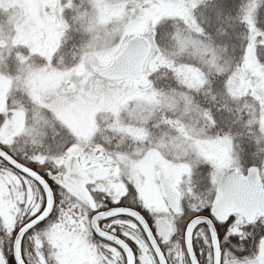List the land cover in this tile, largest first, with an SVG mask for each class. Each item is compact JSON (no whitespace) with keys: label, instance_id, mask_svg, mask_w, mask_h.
Returning a JSON list of instances; mask_svg holds the SVG:
<instances>
[{"label":"rangeland","instance_id":"rangeland-1","mask_svg":"<svg viewBox=\"0 0 264 264\" xmlns=\"http://www.w3.org/2000/svg\"><path fill=\"white\" fill-rule=\"evenodd\" d=\"M204 1L75 0V8L70 1L71 17L85 42L79 51L80 62L73 59L68 65H57L55 54L68 26L67 0H0V115L4 117L0 142L14 143L21 152L39 153L52 160L66 157L65 162L69 145L59 151L53 138L58 135L55 130H66L71 139L70 153L79 154L88 144L97 148L107 155L103 165L111 169L112 176L130 173L145 199L164 212L168 207L159 174L181 200L194 196L191 178L198 165L242 167L229 139L213 138L199 125L200 112L187 95L154 89L147 76L140 81H106L118 85L106 84L99 77L129 39L151 33L167 16L192 21L194 9ZM132 13L139 16L136 23L129 21ZM176 47L195 57L202 69L225 70L198 38L180 34ZM156 54L149 71L163 63L159 49ZM77 68L79 74L70 71ZM126 87L131 88L128 94ZM228 87L235 98H254L251 105H242V111L247 110L249 122L257 123L264 136V66L257 62L254 46L246 51ZM19 189L16 176L0 175V215L9 220ZM72 210L65 211V216H73L71 228H61L60 221L47 234L41 233L45 264H76L92 257L93 238L79 212Z\"/></svg>","mask_w":264,"mask_h":264},{"label":"snow or ice","instance_id":"snow-or-ice-1","mask_svg":"<svg viewBox=\"0 0 264 264\" xmlns=\"http://www.w3.org/2000/svg\"><path fill=\"white\" fill-rule=\"evenodd\" d=\"M96 151L87 154L95 158ZM65 159L0 142V175H14L20 184L11 220L0 215V264H45L41 233L70 206L94 238L98 264H264V163H207L206 194L177 205L179 196L169 190L164 212L145 199L130 173L88 184L90 197L81 200L67 186L71 162ZM226 204L243 211H226Z\"/></svg>","mask_w":264,"mask_h":264},{"label":"trees","instance_id":"trees-1","mask_svg":"<svg viewBox=\"0 0 264 264\" xmlns=\"http://www.w3.org/2000/svg\"><path fill=\"white\" fill-rule=\"evenodd\" d=\"M70 1H73V7L75 3V0H67L65 15L68 26L64 40L55 54L57 65L61 62L67 64L73 59L80 62L79 51L84 45L82 42H85L80 38L79 25L71 17ZM193 15L192 21L183 17H164L151 33L145 35L151 41L153 51L143 77L147 76L154 89L190 97L201 115L199 125L213 138L229 139L237 150L242 167L248 164L249 159L260 165L264 161V136L256 126L257 123L249 122L245 114L247 110L242 111L244 104L246 107L251 105L254 98L249 95L244 98L233 97L229 92L228 80L241 67L244 55L251 46L255 48L257 62L264 66V0H206L194 9ZM180 34L198 38L212 50L225 70L216 72L202 69L195 57L187 52H179L176 46ZM158 49L164 56L163 63L157 70L149 71L150 60L157 56ZM199 70H202V79ZM104 83L118 85L106 81ZM55 132L58 133L53 138L57 141V149H65L71 141L67 131L60 129ZM205 164L198 165L193 172L191 182L194 185V196L182 199L194 201L206 194L203 172ZM251 247L249 245V251Z\"/></svg>","mask_w":264,"mask_h":264},{"label":"water","instance_id":"water-1","mask_svg":"<svg viewBox=\"0 0 264 264\" xmlns=\"http://www.w3.org/2000/svg\"><path fill=\"white\" fill-rule=\"evenodd\" d=\"M139 20V16L135 13L130 14L129 21L131 23H136ZM152 44L149 39L144 36L134 37L127 41L123 51L115 58L109 65L104 67L99 76L101 79L117 82L124 80H139L143 73L146 63L148 62L151 54H152ZM130 87L125 88V93L128 94L130 91ZM92 147L91 145H86L83 148L82 154L92 158L95 161H102L105 159L104 155H97L98 150L95 153V158L88 155V149ZM96 149V148H95ZM71 162V169L69 174L66 176V183L75 188L78 192L83 194L89 199V194L82 185V181H84L83 175L80 171H77V157L71 156L68 159V163ZM67 163V164H68ZM101 170V169H100ZM103 172L108 173V169H102ZM159 181L164 193V197L166 202L169 201V190L175 192V190L170 186L167 179L163 174H159ZM176 204L178 205V199L176 200ZM169 205V204H168ZM226 211H243V209H237L233 205L226 204ZM258 211V210H256Z\"/></svg>","mask_w":264,"mask_h":264},{"label":"flooded vegetation","instance_id":"flooded-vegetation-1","mask_svg":"<svg viewBox=\"0 0 264 264\" xmlns=\"http://www.w3.org/2000/svg\"><path fill=\"white\" fill-rule=\"evenodd\" d=\"M83 148L80 150L79 154L76 151L75 152L72 151V153L69 154V157L65 161V164L67 165L68 159L71 156H76L77 157L78 168H76V169H77V171H80V173L83 175L84 181H82V185L84 186V188L88 192L87 185L90 184V183H96L98 181H103V180L108 179L109 176L111 175V169L108 168L107 166L103 165V163L107 162V160H108L107 155L101 153L98 150V154L97 155H105V159L102 160V161H95L92 158H90V157L85 156V155L82 154ZM102 169H108L109 171H108V173H105V172H103ZM67 186L69 187L70 190L74 191L76 193V196L79 197L81 200H85V201L88 200V198L86 196H84L83 194H81L80 192H78L75 188L69 186L68 184H67ZM176 193L179 196V193L177 191H176ZM88 194L90 196V193L89 192H88ZM163 195H164V193H163ZM164 200H165V197H164ZM165 202H166V200H165ZM179 204H180V196H179V199H178V205ZM166 205H167V207H169V205H168L167 202H166ZM69 208H73V210H72L73 213H75L76 211H78L75 206H70ZM78 212H79L78 213V216L81 217L80 211H78ZM68 215H70V214H68ZM67 216H64V218H62V220L60 222V225L62 226L61 228H64V229L71 228V226H72L71 225V223H72L71 220L73 219V216H68V217ZM162 227H164V226L162 225ZM71 231H72L71 233L74 235L75 234L74 227L71 229ZM92 245H93V248H94V252H93L92 257L91 256L90 257L89 256L88 257H84V259H81L76 264H98V256H97L96 249L94 247V238L92 240L91 246ZM29 247H30V245H29Z\"/></svg>","mask_w":264,"mask_h":264},{"label":"clouds","instance_id":"clouds-1","mask_svg":"<svg viewBox=\"0 0 264 264\" xmlns=\"http://www.w3.org/2000/svg\"><path fill=\"white\" fill-rule=\"evenodd\" d=\"M125 34L127 35V32ZM97 70H99V69H97ZM70 71H74V72L79 74L81 70L77 68V69H71ZM87 75H91V73H88ZM69 151H71V149H69ZM262 163H264V161H262ZM241 264H243V262H241Z\"/></svg>","mask_w":264,"mask_h":264}]
</instances>
